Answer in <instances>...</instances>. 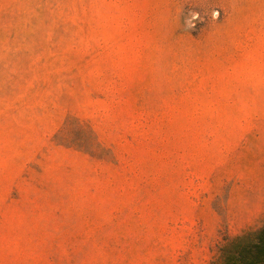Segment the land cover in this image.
<instances>
[{
    "label": "rangeland",
    "instance_id": "374dc122",
    "mask_svg": "<svg viewBox=\"0 0 264 264\" xmlns=\"http://www.w3.org/2000/svg\"><path fill=\"white\" fill-rule=\"evenodd\" d=\"M263 227L264 0H0V264H242Z\"/></svg>",
    "mask_w": 264,
    "mask_h": 264
},
{
    "label": "trees",
    "instance_id": "16d2710c",
    "mask_svg": "<svg viewBox=\"0 0 264 264\" xmlns=\"http://www.w3.org/2000/svg\"><path fill=\"white\" fill-rule=\"evenodd\" d=\"M246 241L247 251H249L256 260L255 262H244L242 264H264V227L250 234Z\"/></svg>",
    "mask_w": 264,
    "mask_h": 264
}]
</instances>
